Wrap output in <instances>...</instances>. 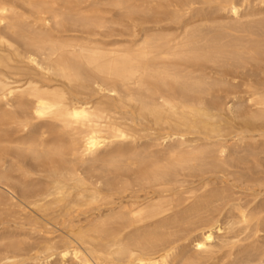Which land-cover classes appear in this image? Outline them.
<instances>
[{
	"label": "bare ground",
	"instance_id": "bare-ground-1",
	"mask_svg": "<svg viewBox=\"0 0 264 264\" xmlns=\"http://www.w3.org/2000/svg\"><path fill=\"white\" fill-rule=\"evenodd\" d=\"M264 264V0H0V264Z\"/></svg>",
	"mask_w": 264,
	"mask_h": 264
},
{
	"label": "rangeland",
	"instance_id": "rangeland-1",
	"mask_svg": "<svg viewBox=\"0 0 264 264\" xmlns=\"http://www.w3.org/2000/svg\"><path fill=\"white\" fill-rule=\"evenodd\" d=\"M66 264H71V261H70V260H68V261L66 262Z\"/></svg>",
	"mask_w": 264,
	"mask_h": 264
}]
</instances>
